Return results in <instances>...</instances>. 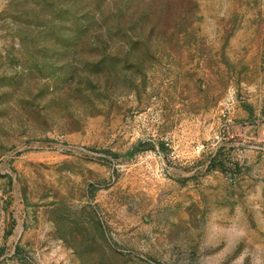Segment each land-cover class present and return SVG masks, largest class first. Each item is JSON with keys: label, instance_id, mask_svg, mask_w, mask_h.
<instances>
[{"label": "rangeland", "instance_id": "rangeland-1", "mask_svg": "<svg viewBox=\"0 0 264 264\" xmlns=\"http://www.w3.org/2000/svg\"><path fill=\"white\" fill-rule=\"evenodd\" d=\"M58 2L0 0V264H264V0H160L134 51Z\"/></svg>", "mask_w": 264, "mask_h": 264}, {"label": "trees", "instance_id": "trees-1", "mask_svg": "<svg viewBox=\"0 0 264 264\" xmlns=\"http://www.w3.org/2000/svg\"><path fill=\"white\" fill-rule=\"evenodd\" d=\"M72 1V10L60 2L56 3L65 8L64 11L61 7V13L70 14L66 22H63V14L58 15L53 10L55 5H47L50 11L44 9L43 12H46L44 15L48 22L60 21L69 24L75 34V41H85L90 45H102L104 42L126 43L134 51L137 47L147 45L150 35L159 32L156 10L161 6L160 0H109L106 4L105 0ZM167 3L171 5V0H167ZM56 28L59 29L53 25L49 30L55 31Z\"/></svg>", "mask_w": 264, "mask_h": 264}]
</instances>
